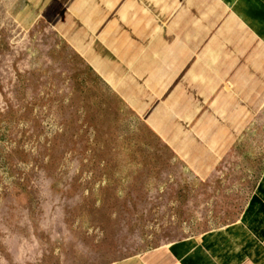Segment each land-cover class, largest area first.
Returning <instances> with one entry per match:
<instances>
[{"label": "rangeland", "instance_id": "374dc122", "mask_svg": "<svg viewBox=\"0 0 264 264\" xmlns=\"http://www.w3.org/2000/svg\"><path fill=\"white\" fill-rule=\"evenodd\" d=\"M44 7L0 0V264H109L237 220L263 131L194 168V149L125 104Z\"/></svg>", "mask_w": 264, "mask_h": 264}, {"label": "crops", "instance_id": "0c3cea01", "mask_svg": "<svg viewBox=\"0 0 264 264\" xmlns=\"http://www.w3.org/2000/svg\"><path fill=\"white\" fill-rule=\"evenodd\" d=\"M89 69L201 169L264 133V0H44ZM186 137L175 138L168 128ZM109 264H264V170L232 223Z\"/></svg>", "mask_w": 264, "mask_h": 264}]
</instances>
